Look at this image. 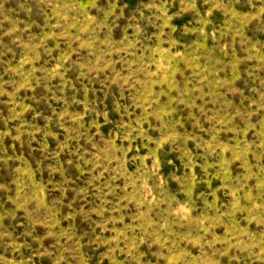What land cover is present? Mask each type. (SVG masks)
Masks as SVG:
<instances>
[{
    "label": "rangeland",
    "instance_id": "obj_1",
    "mask_svg": "<svg viewBox=\"0 0 264 264\" xmlns=\"http://www.w3.org/2000/svg\"><path fill=\"white\" fill-rule=\"evenodd\" d=\"M0 264H264V0H0Z\"/></svg>",
    "mask_w": 264,
    "mask_h": 264
}]
</instances>
